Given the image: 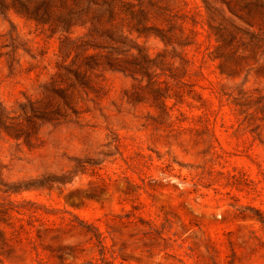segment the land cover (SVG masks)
Masks as SVG:
<instances>
[{
    "label": "rangeland",
    "instance_id": "obj_1",
    "mask_svg": "<svg viewBox=\"0 0 264 264\" xmlns=\"http://www.w3.org/2000/svg\"><path fill=\"white\" fill-rule=\"evenodd\" d=\"M262 100L264 0H0V264H264Z\"/></svg>",
    "mask_w": 264,
    "mask_h": 264
},
{
    "label": "trees",
    "instance_id": "obj_2",
    "mask_svg": "<svg viewBox=\"0 0 264 264\" xmlns=\"http://www.w3.org/2000/svg\"><path fill=\"white\" fill-rule=\"evenodd\" d=\"M211 26V25H210ZM212 27V26H211ZM161 41L165 45H170L171 44V39L169 37H166L164 35L160 36ZM119 42V41H116ZM161 61L154 63V60L149 59L148 55L145 53H141V51H138L137 56H130L129 58H125L120 62L117 63H112L110 61H106V65H103L102 68L104 69H111V70H118L122 72L125 75H128L132 77L133 79H137L140 77L141 79L147 78V85L150 88V106L159 110L162 115L166 117H170V112L169 110L171 107H168L166 105V101L168 99H171V95L168 93L169 89H165L164 92L160 88V82L156 79V71H150L151 69L159 68V64ZM161 68V67H160ZM163 71L162 69H160ZM164 74V73H163ZM169 78L174 79V80H179L180 77H176L172 74L169 73ZM185 92L181 91L174 95L176 98H182L184 96ZM189 94V93H186ZM123 98L131 104H134L137 101L136 97H134L132 94H130L128 91H125L123 94ZM179 101L181 99H178ZM260 104V108L256 107L254 108V112H260L264 113V103L263 100L258 102ZM235 106H238L240 108L239 113L243 115L244 117H252V115L249 113V111L252 108V104L250 102L248 103H235Z\"/></svg>",
    "mask_w": 264,
    "mask_h": 264
}]
</instances>
